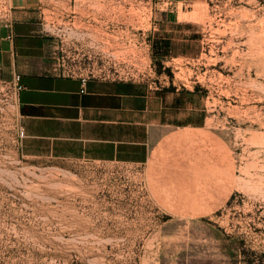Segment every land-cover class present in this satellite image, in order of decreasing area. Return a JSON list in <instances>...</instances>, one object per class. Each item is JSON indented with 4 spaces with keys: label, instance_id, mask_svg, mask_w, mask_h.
I'll return each instance as SVG.
<instances>
[{
    "label": "rangeland",
    "instance_id": "1",
    "mask_svg": "<svg viewBox=\"0 0 264 264\" xmlns=\"http://www.w3.org/2000/svg\"><path fill=\"white\" fill-rule=\"evenodd\" d=\"M10 6L0 0V264H264V0L94 3L109 54L55 51V68L153 92V127L105 159L19 137Z\"/></svg>",
    "mask_w": 264,
    "mask_h": 264
},
{
    "label": "crops",
    "instance_id": "2",
    "mask_svg": "<svg viewBox=\"0 0 264 264\" xmlns=\"http://www.w3.org/2000/svg\"><path fill=\"white\" fill-rule=\"evenodd\" d=\"M103 1L11 0L6 31L12 38L7 69L21 86L17 103L24 136L55 140L71 154L85 151L105 159L111 149L136 144V131L153 127V92L139 82L102 76L90 78L83 89V75L61 72L51 61L55 51L109 54V20L93 10ZM174 108L171 103L169 109ZM166 116L160 114L161 124L168 123Z\"/></svg>",
    "mask_w": 264,
    "mask_h": 264
},
{
    "label": "built area",
    "instance_id": "3",
    "mask_svg": "<svg viewBox=\"0 0 264 264\" xmlns=\"http://www.w3.org/2000/svg\"><path fill=\"white\" fill-rule=\"evenodd\" d=\"M93 77H95V76H85V75H83V76L81 77V85H82L83 89L85 88V86H86V84H87V81H88L90 78H93ZM15 79L18 81V80H19V76L17 75V76L15 77ZM16 89H17V91H19V90L21 89V86L16 85ZM19 137H20V138H23V137H24V131H23L22 129H20V136H19Z\"/></svg>",
    "mask_w": 264,
    "mask_h": 264
},
{
    "label": "bare ground",
    "instance_id": "4",
    "mask_svg": "<svg viewBox=\"0 0 264 264\" xmlns=\"http://www.w3.org/2000/svg\"><path fill=\"white\" fill-rule=\"evenodd\" d=\"M261 40V39H260ZM254 51V50H253ZM255 55V54H254ZM257 56V55H256ZM215 62V61H214Z\"/></svg>",
    "mask_w": 264,
    "mask_h": 264
}]
</instances>
